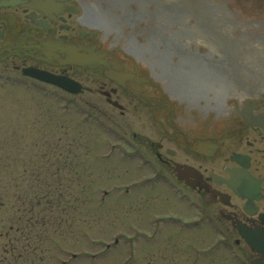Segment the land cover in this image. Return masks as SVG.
I'll return each mask as SVG.
<instances>
[{"label":"flooded vegetation","instance_id":"af4514ba","mask_svg":"<svg viewBox=\"0 0 264 264\" xmlns=\"http://www.w3.org/2000/svg\"><path fill=\"white\" fill-rule=\"evenodd\" d=\"M173 1L0 0V79L44 85L120 130L126 157L151 176L140 187L165 190L180 206L147 208L151 236L160 224L177 226L176 236L207 225L234 236L252 264L258 255L238 227L264 233V66L224 78L215 49L175 23ZM27 71L58 77L71 92ZM8 247L0 264H14Z\"/></svg>","mask_w":264,"mask_h":264},{"label":"rangeland","instance_id":"374dc122","mask_svg":"<svg viewBox=\"0 0 264 264\" xmlns=\"http://www.w3.org/2000/svg\"><path fill=\"white\" fill-rule=\"evenodd\" d=\"M100 120L44 85L0 79L1 260L13 244L14 264H245L235 237L207 225L176 236L177 226L160 224L151 236L147 208L179 204L140 187L151 176Z\"/></svg>","mask_w":264,"mask_h":264},{"label":"water","instance_id":"95a60500","mask_svg":"<svg viewBox=\"0 0 264 264\" xmlns=\"http://www.w3.org/2000/svg\"><path fill=\"white\" fill-rule=\"evenodd\" d=\"M173 3L175 23L187 26L186 31L196 44L204 43L208 49H215L222 61L224 78L233 70L239 73L247 64L264 66V32L254 21L258 20V10L264 6V0H174ZM26 74L71 92L70 84L58 77L33 71ZM238 229L252 251L261 255L253 264H264V233Z\"/></svg>","mask_w":264,"mask_h":264}]
</instances>
